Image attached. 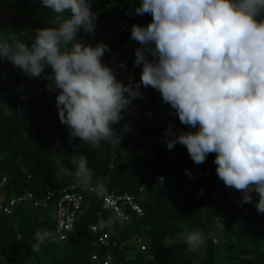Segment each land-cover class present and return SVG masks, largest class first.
I'll return each instance as SVG.
<instances>
[{"label": "trees", "instance_id": "obj_1", "mask_svg": "<svg viewBox=\"0 0 264 264\" xmlns=\"http://www.w3.org/2000/svg\"><path fill=\"white\" fill-rule=\"evenodd\" d=\"M139 3L91 0V10L97 15L92 34L99 39L116 35L117 47L130 58L126 73H136L140 82L142 65L134 61L136 49L143 46L131 39V26H146L151 16L135 14ZM11 12L16 13L14 25L7 23L6 16ZM114 15L129 23V32L118 34L111 28ZM54 19L55 13L41 0H0V41L18 39L30 46L36 30L55 27ZM127 41L130 43L125 47ZM103 64L108 66L107 61ZM45 71L52 73L51 68ZM50 83L30 77L12 62L0 59V184L6 180L0 194L8 200L31 193L42 200L46 188L82 189L84 186L73 176L60 173L61 166L75 172L71 154L77 153L87 157L93 171L92 186L84 188L103 181L105 194L134 197L143 215L125 208L129 218L121 221L113 211L103 208L102 197L84 193L74 231L66 241H60L55 236L53 209L23 203L13 215L0 213V264H103L107 256H111V264H264V213L255 206L258 194L252 196V203H241L243 194L238 191L240 199L234 204L223 181L217 175H206V171L216 169L214 153L197 165L185 146L177 143L167 148L168 140L198 128L181 124L176 110L163 100L154 102V97L161 95L158 90L140 87L142 97L134 99L124 110L122 120L113 126L122 136L120 144L101 142L100 151L78 137L69 143V129L58 117V90L48 91ZM144 98L154 103L141 104ZM147 109L150 115H141L140 129L131 135L130 119L138 110ZM124 125H129V132L123 133ZM169 126L171 135H166ZM61 151L64 156L58 163L52 153ZM157 175L171 180L155 179ZM100 221L111 236L109 246L98 243L91 230ZM37 230H47L54 240H46L39 252H33ZM196 231L207 241L193 252L177 239ZM214 231L219 234L218 241L212 237ZM139 240L146 245L144 251Z\"/></svg>", "mask_w": 264, "mask_h": 264}, {"label": "clouds", "instance_id": "obj_2", "mask_svg": "<svg viewBox=\"0 0 264 264\" xmlns=\"http://www.w3.org/2000/svg\"><path fill=\"white\" fill-rule=\"evenodd\" d=\"M41 2L55 13L56 26L37 29L30 46L18 39L0 41V59L30 77L51 68L47 89L58 90V117L69 129V143L78 137L100 151L101 142L120 144L122 136L113 126L142 97L141 85L151 87L176 110L181 124L198 128L168 140L167 148L185 146L197 165L214 153L218 178L243 194L241 203H252L257 193L255 206L264 213V0H140L135 14H148L151 22L131 26V39L143 46L134 61L142 72L139 83L128 85L102 63L108 45L93 47L77 39L80 30H95L91 0ZM122 131L129 132V125ZM52 155L58 163L64 156L62 151ZM71 159L75 172L61 166L60 173L92 186L87 157L73 153ZM92 190L102 192L105 184L97 181ZM34 237L33 252L54 240L47 230H37ZM184 239L193 252L204 242L198 231Z\"/></svg>", "mask_w": 264, "mask_h": 264}, {"label": "built area", "instance_id": "obj_3", "mask_svg": "<svg viewBox=\"0 0 264 264\" xmlns=\"http://www.w3.org/2000/svg\"><path fill=\"white\" fill-rule=\"evenodd\" d=\"M92 3L95 4V2ZM111 28L116 30V33L118 34H124L129 32V23L114 15V21L111 25ZM77 39L93 47H95L99 43H104L108 45L110 50L105 51L104 56L101 58L102 63L104 61H107L108 67L113 70L117 80L123 83L124 85H126L128 81H132L133 83H139L138 75L136 73L132 71L126 73L125 71L126 68H128L130 65V58L128 56H123L121 50L117 47L116 35H111L107 38L99 39L94 34H88L85 33L83 30H80L77 34ZM129 43L130 42L127 41L126 43H124V46H128ZM121 64H123L124 67H121ZM51 74L52 73L45 71L39 78L48 82H52L51 80L46 78ZM145 90H147V88H145ZM160 100H162L161 95H157L154 97V102ZM154 102H150L147 98L141 100V104L144 105H151ZM206 175H217L216 169L206 171ZM155 179L171 180L170 177L162 178L159 175H157ZM5 182L6 180H4L0 184V191L2 190V186L5 184ZM228 189L230 191L232 201L235 204L240 199V195L237 190L232 188ZM84 193H87L89 195L95 194L97 196L102 197L103 208L106 210L113 211V213L116 214L121 221H127L129 218L124 211L125 208L131 209L132 211L136 212L139 216L143 215L141 206L136 203L134 197L128 194H105L103 191H93L92 188L88 189L84 187L79 190L77 186H72L69 189L64 190H53L51 188H46L42 200L35 199L34 195L31 193H25L22 196L13 197L8 200H6V196L4 194H0V213L6 215H13L15 209L23 203H30L33 207L42 210H48L52 208L54 211L56 226L55 236L60 241H66L68 239L69 234L73 233L77 218L82 213V206L85 201ZM256 194L257 193L253 192L252 196H255ZM213 199L215 201L218 200L217 196H213ZM91 230L97 237L98 243H101L105 246H109L111 236L108 232L104 231V224L102 221H100L97 225L93 226ZM138 245L143 251L146 249V245L142 240L138 241ZM93 259L98 260L97 257H93ZM111 263V256H107L103 264Z\"/></svg>", "mask_w": 264, "mask_h": 264}, {"label": "rangeland", "instance_id": "obj_4", "mask_svg": "<svg viewBox=\"0 0 264 264\" xmlns=\"http://www.w3.org/2000/svg\"><path fill=\"white\" fill-rule=\"evenodd\" d=\"M16 15V13H13V12H11L10 14H8L7 16H6V18H7V23L8 24H10V25H14V21H13V17ZM20 17L22 18V19H26V17H25V15L24 14H21L20 15ZM150 112H151V110H149V109H147V110H138L137 112H136V114L130 119V125H131V135H135L138 131H139V129H140V119H141V115L142 114H150ZM212 210H213V208L211 207L210 209H209V212H212ZM202 234V233H201ZM202 236H203V240H204V242H203V244H205L206 243V241H207V237L206 236H204L203 234H202ZM184 237H185V235H183L182 237H180V238H178L177 240L178 241H184L185 242V239H184ZM212 237L215 239V240H219V234H218V232L217 231H214L213 233H212Z\"/></svg>", "mask_w": 264, "mask_h": 264}]
</instances>
